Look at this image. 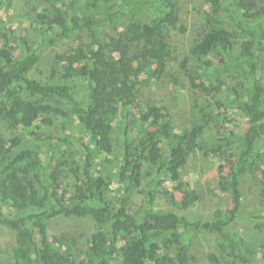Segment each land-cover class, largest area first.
Here are the masks:
<instances>
[{"label": "trees", "instance_id": "trees-1", "mask_svg": "<svg viewBox=\"0 0 264 264\" xmlns=\"http://www.w3.org/2000/svg\"><path fill=\"white\" fill-rule=\"evenodd\" d=\"M183 2L39 0L21 43L0 23V236L13 244L5 264H264V243L239 229L264 219V0H209L180 74L170 64L175 36L188 32ZM52 54V75L38 76ZM165 78L212 95L196 102L188 128L138 93ZM213 121L205 153L220 157L225 198L203 200L181 171ZM105 154L116 162L115 189L99 168ZM250 176L262 192L255 210ZM168 183L181 193L176 207L158 201ZM72 222L85 233L72 236ZM199 233L213 248L201 262Z\"/></svg>", "mask_w": 264, "mask_h": 264}, {"label": "rangeland", "instance_id": "rangeland-1", "mask_svg": "<svg viewBox=\"0 0 264 264\" xmlns=\"http://www.w3.org/2000/svg\"><path fill=\"white\" fill-rule=\"evenodd\" d=\"M39 0H5L0 5V23L4 29H7L10 37L21 43L26 37L31 36L30 18L31 5ZM42 2L46 0H41ZM55 1V0H50ZM209 9V0H184L182 3V10L180 14V22L188 27V32L178 34L175 36L176 47L174 48L173 58L171 60V73H177L180 70L182 73L180 63L184 56L188 54V48L203 26L206 11ZM80 41V38L78 39ZM106 43H111L108 39ZM114 46V45H113ZM53 61V54L43 58L37 66L38 76L50 77L52 75L51 63ZM60 79V78H59ZM232 85V84H231ZM138 93L143 95L145 99L165 104L169 107L174 124L178 128H188L195 121V113L197 111L196 102H208L212 99V95L201 93L193 89L186 83L175 84L170 79L165 78L156 83L142 82L139 86ZM227 92L221 94L225 97ZM71 106L64 107L69 110ZM231 115L238 124L241 123V112L239 109L232 106ZM59 120L58 123H60ZM219 130V127L213 121L207 129L204 130L203 135L199 138L198 143L205 148H198L191 158L187 161L182 169V178L190 183L191 188H196L202 196L203 200L209 198L210 192H218L221 198H225V194L219 189V173L217 167L220 157L216 158L215 153H205L207 149H212L208 141V137ZM20 146V145H19ZM101 172L107 177H111V188H116L115 174L116 162L113 156L105 154L99 162ZM71 182V181H70ZM168 190L159 194L158 201L163 206L176 207V202L179 201L181 193L173 188V184L168 183ZM260 185L256 184L254 177H249L245 185L246 195L248 197L247 209L255 210L259 208L258 203L261 199ZM140 199L135 200V205L139 203ZM76 225V226H75ZM258 225H261L259 227ZM69 226L73 227L72 236L82 235L85 233L83 229L74 222ZM240 231L248 241L253 243L259 249L264 243V219L255 220L248 219L240 223ZM0 236V264H5L10 258L12 250V241L9 239L7 233L3 232ZM56 236V235H54ZM84 239V238H82ZM79 241V240H78ZM194 253L196 259L201 262L207 259V254L213 250L210 236L208 234L199 233L195 238ZM264 249V247H262Z\"/></svg>", "mask_w": 264, "mask_h": 264}]
</instances>
